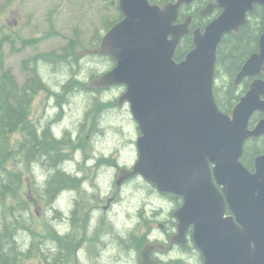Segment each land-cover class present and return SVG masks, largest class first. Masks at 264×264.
Instances as JSON below:
<instances>
[{"label":"water","instance_id":"1","mask_svg":"<svg viewBox=\"0 0 264 264\" xmlns=\"http://www.w3.org/2000/svg\"><path fill=\"white\" fill-rule=\"evenodd\" d=\"M194 1L160 6L119 0L123 18L90 51L116 62L93 86L125 87L120 103L130 105L141 132L139 159L132 171H122L118 184L140 175L161 193L182 198L174 213L175 240L192 227L204 264H264V155L256 158L254 172L242 163L247 141L264 136V118L250 128L255 113L264 115V32L259 52L247 60L234 84L254 80L230 114L220 110L214 95L223 38L239 33L256 6L264 9V0L209 4L205 15L214 8L221 14L204 32H193V50L177 62V48L190 34V20L177 24L179 12ZM156 248L143 249L142 264H157L151 257Z\"/></svg>","mask_w":264,"mask_h":264},{"label":"rangeland","instance_id":"2","mask_svg":"<svg viewBox=\"0 0 264 264\" xmlns=\"http://www.w3.org/2000/svg\"><path fill=\"white\" fill-rule=\"evenodd\" d=\"M117 6L118 0H0V72L10 70L19 87L26 84L36 72L43 78L49 91L40 92L34 97L30 120L38 125L40 131L50 125L54 126L60 138L66 137L64 132L69 134L73 143L70 148L76 149L71 154L78 163L76 171L72 169V166L75 169V165L68 164L67 167L72 169L73 174L77 172L81 181L80 191L71 189L59 193L49 204L47 196H44L48 179L38 184L36 176L44 175L47 178L48 172L52 173L50 170L53 169L39 165L34 171L36 162L32 164V160L28 162L22 156L28 169L22 168L20 194L30 209V214L24 217L40 233L36 239L39 241L38 254L23 264H51L54 255L60 258L58 252L63 253L64 264H101L102 260H112L116 250L127 253L135 247L132 243L136 238L125 245L123 236L124 231L127 234L128 229L135 228L138 223L136 217L142 207L151 204L153 209L158 208L156 215L161 211L165 214L158 222H147L146 226L141 224L134 231L133 235L136 236L142 235L144 231L159 229L161 224H166L167 219L173 218L178 209L171 202L165 204L163 199L145 194L141 186L137 187L129 180L121 184L123 191L119 192L121 188L117 180L122 177V171L131 169L138 160L137 141L141 135L130 105L120 103L125 88L100 89V92L95 93L94 88L85 91L76 87L62 98H65L66 103L61 106L57 104L56 95L62 94L64 86L74 77L90 85L96 80L89 79L91 74H103L110 70L109 60L94 57L90 51L94 49V37H103L107 27L119 19ZM74 39H77L78 44L74 45L73 56H70L77 60L79 66H51L38 62L45 54L60 56ZM79 68H82L81 74H75L74 71L79 72ZM96 99L110 107H102L99 102L96 103ZM20 139L18 132L12 139L14 149ZM66 148L63 150L64 155L68 154ZM19 166L20 163L13 159L9 160L6 168L15 171ZM9 179L18 182L17 177L11 176ZM101 189L106 190L102 196L104 202H101ZM76 195L79 205L74 207ZM109 196H121V202L113 208L111 215L107 214V209L103 210L104 207L109 208ZM14 201L13 197H9L7 206L15 205ZM100 207L104 215L95 216L93 223L92 213ZM22 209L18 208L20 211ZM77 209V218L74 219L72 213ZM149 216L152 217V214ZM8 218L13 220L14 216ZM133 219L136 221L134 224ZM129 224L132 226L129 227ZM14 237L25 249L33 239L30 232L19 230L14 233ZM143 245L139 243L138 247L142 248ZM134 264H137V252Z\"/></svg>","mask_w":264,"mask_h":264},{"label":"trees","instance_id":"3","mask_svg":"<svg viewBox=\"0 0 264 264\" xmlns=\"http://www.w3.org/2000/svg\"><path fill=\"white\" fill-rule=\"evenodd\" d=\"M149 1L151 3L160 4L158 0ZM117 10L119 11L118 6ZM263 14L264 9L260 6H256L254 12L249 16L247 25L243 27L239 33L226 35L219 47L214 95L218 107L227 114L232 112L240 98L248 91L249 86L252 83V79H245L241 85L236 86L234 81L249 57L259 51V39L264 32ZM120 19H122V14L119 11V19L112 22L107 29ZM100 39L101 37H94V47L99 45ZM77 42V39L70 41L67 47L64 48L63 54L60 56L48 54L43 55L40 62L51 64V66L57 64H75V66H79L76 63L77 60L71 57L73 56L72 50L74 49V45L76 46V44H78ZM193 48V37L191 35L184 37L176 51L175 60L178 62L182 61ZM104 60H109L108 62L111 64L109 69L116 65L114 60L106 58H104ZM78 70L79 72L74 71V73L81 74L82 68H79ZM89 73L91 74V71ZM101 75L102 74L93 73L89 79H97ZM76 87L84 89L85 91H92L88 84L80 82V80H77L74 77L68 85L64 86V92L56 95L58 100L57 104L61 106V104L66 103L65 98L64 100H62V98L65 94ZM46 91H49V87L37 72L34 73L31 79L22 87L18 86V82L10 70L0 72V217L2 218V225H0V264H23L28 258L36 256L39 251L37 245V242L39 241L36 239L37 237H40V233L30 224V220L24 217L25 215L30 214V209L29 204L20 194L23 169H28V166L24 164L25 159L22 156H25L28 162L32 160V164L36 162L38 166L41 165V163L46 164L47 162L52 161V163L54 162L53 167L49 168L52 169L57 166L61 160L66 159L67 156L63 154V150L66 146H72L73 144L71 137L66 132H64L66 137L58 140L54 139L49 127H47L46 130L44 129V136H42V138L36 136L37 132L35 131H37V128L36 124L30 120V108L34 97L38 93ZM93 92L98 93L100 91L95 89ZM98 102L99 100L96 99L97 104ZM100 105L106 109L110 107L107 103H100ZM100 112L102 111H99V113ZM261 117H264V115L256 114L251 120V126L253 127ZM46 131L48 132L46 133ZM18 132L20 133L21 139L17 143V148L14 149L12 139ZM259 155H264V137L260 139H251L246 143L243 157L244 165L250 170H254V161ZM13 159H15V162L18 161L20 163V166L15 171L6 168L9 160ZM55 169L53 170L55 171ZM11 176L17 177L18 182L13 180L10 181L9 178ZM80 182V179L73 178L61 170H56L55 172L50 173L48 177L45 184L44 196H48V203L50 204L56 198L58 193L65 189H77L80 191ZM55 192L57 193L56 195L54 194ZM9 197L15 199V205H11L10 207L7 206V199ZM19 207H23L22 211L18 210ZM11 211H13V214ZM77 211L78 209L72 213L74 219L77 218ZM9 216H14L13 220H10L8 218ZM146 222L147 221L145 220V223ZM18 230L30 232L33 238L30 246L26 249L24 246H20L18 243L16 244L14 233ZM134 238L135 235L129 234L124 238L125 240H123V242L126 245ZM144 238L145 236H143L142 241L136 239L134 244L132 243V245L135 246L134 248H136L135 250L138 252L140 247H138V244L139 242H144ZM58 253L61 254L60 258H55L54 255L51 264H64L63 253Z\"/></svg>","mask_w":264,"mask_h":264},{"label":"flooded vegetation","instance_id":"4","mask_svg":"<svg viewBox=\"0 0 264 264\" xmlns=\"http://www.w3.org/2000/svg\"><path fill=\"white\" fill-rule=\"evenodd\" d=\"M177 1L178 0H158V2L160 4L174 3ZM215 2H216V0H195L191 4L182 6V8L180 9V14H179L180 17H179L178 23L181 24V23H185V22L190 20L189 27H190V31H191L190 35L192 37H193V35H192L193 31L198 30V29L204 31L206 26L214 18L219 16L221 13L220 9L214 8V10L211 14H209V15L204 14L206 7L209 4L215 3ZM91 89H93V88H91ZM47 127L50 128L51 134L54 136V139H56V140L61 139L60 134L57 133V131L54 130L52 126L49 125V126H46V128ZM36 128H37L38 137L40 136L42 138L43 133H41V132H44V130L43 131H40V129L38 130V125H36ZM46 128H44V129H46ZM58 136H59V138H57ZM75 146H77V145H75ZM66 147L70 148V146H66ZM70 149L66 148L67 153H68V154L66 153L67 154L66 156L68 157V159L66 157V159H64V160H62V162L58 163L57 164L58 167L56 166L57 168L56 169L54 168V169H55V171L61 170L62 172H65V173L67 171V175L72 176L73 178H79V174L77 172L75 174H73V172H72V169H73V171H76L78 161H77V158L76 159L73 158L71 152H73L76 149H73V147L71 150ZM71 161H73V162H71ZM74 162H76V163H74ZM47 163L51 164V165L48 166ZM47 163L41 164L40 166H42V167L47 166L49 168L53 167L52 161L47 162ZM62 163H64L63 166H61ZM68 164L71 166H72V164L75 165V169L73 168V166H72V169L70 167H67ZM35 166L37 168L38 165L36 164ZM128 180L130 181V183L137 184V187L141 186L143 188L142 191L145 194L148 193L152 197H155L157 199L158 198L163 199L166 202L165 204H167L168 202H171L172 205H176V206L180 207L182 202H183V201H181V199L179 197H176L172 194L160 193L156 187H154L151 184H149L148 182L144 181V179L141 177H135V178L128 179ZM128 180H127V182H128ZM118 186L120 187V185H118ZM120 188L121 189H119V192H122L123 188L122 187H120ZM86 192H89V190ZM101 192H102V195H101V197H102V196H104L106 190L105 191L102 190ZM111 195H118V193H111ZM77 198H78V195H76V197L74 199L75 203H76L74 207H77V205L79 203V201H78L79 199H77ZM120 200H121V196H112V197L109 196L108 202H107L109 208L104 207L103 210L107 209L108 210V211H106L107 214L111 215L113 212V208L121 202ZM104 201H105V198L102 197L101 202H104ZM144 208L142 207V209L140 211H138V215L136 217V220L138 219V223H136L135 228L128 229L127 234H130V233L134 232L135 230H137L138 228H140L141 224H142V218L149 215V214L145 213ZM160 208L162 210V207H160ZM158 212H159L158 208L154 207V209L151 213L152 214V220L155 222H158L157 220H160L161 217L162 216L164 217V214H165L161 211V213L159 215H156L155 213L158 214ZM96 213H97V215H101V216L104 215V214H102L101 207H100V209H98L96 211ZM72 217H73V215H72ZM93 218H94L93 223H95L96 217L93 216ZM112 226H113V224H112ZM177 232H178L177 221L175 220V218L173 216L172 219L166 220V224H161L159 226V229L148 232V234L145 236V239L147 242L158 246V248H156L155 251L152 253V258L157 262V264H185V261L182 259H179V258H174V259L169 258L167 260L163 259L164 257H173V256L179 257L185 253H187L191 256H194L195 259L197 258L198 259L197 264H204V257L202 255V253L198 250L197 246L195 245V243L193 241V228L191 227L187 231L185 238H183L179 242H176V240H175V237L177 236ZM126 237L127 236H126V233L124 231L123 238H126ZM142 240H143V238L141 237L140 241H142ZM138 264H141V263H138Z\"/></svg>","mask_w":264,"mask_h":264},{"label":"clouds","instance_id":"5","mask_svg":"<svg viewBox=\"0 0 264 264\" xmlns=\"http://www.w3.org/2000/svg\"><path fill=\"white\" fill-rule=\"evenodd\" d=\"M59 138V136L57 137ZM34 171H36V166L33 165ZM46 179L44 175H37L36 180L38 184H42V182ZM171 207V205H169ZM135 211V209L133 210ZM144 211L146 214H151L153 211V206L151 204L145 205ZM93 216H96L97 213L94 211L92 213ZM136 221L133 219L132 224H134ZM132 224H129V227L132 226ZM123 235V233H121ZM113 259L112 260H102L101 264H134V258H135V251L134 250H128L127 253H122L119 250H116V252L113 254ZM169 258H179L185 261V264H197V261L194 256H191L187 253L182 254L179 257H164L163 259H169Z\"/></svg>","mask_w":264,"mask_h":264},{"label":"bare ground","instance_id":"6","mask_svg":"<svg viewBox=\"0 0 264 264\" xmlns=\"http://www.w3.org/2000/svg\"><path fill=\"white\" fill-rule=\"evenodd\" d=\"M54 123H52L51 125H53ZM54 127V126H53ZM47 129V128H46ZM45 129V130H46ZM50 129V128H49ZM49 131V130H48ZM48 131H46V133L48 132ZM32 132V131H31ZM34 132V131H33ZM35 132H37V131H35ZM41 133H43V132H41ZM36 134V133H35ZM39 134V133H38ZM36 136H38V135H36ZM42 136H44V134L42 135ZM40 137V136H39ZM50 137V136H49ZM38 138V137H37ZM33 146V145H32ZM57 146H59V145H57ZM41 149V148H40ZM57 149V148H56ZM55 150V149H54ZM38 153V152H37ZM37 155V154H36ZM40 156H42V155H40ZM60 156V155H59ZM39 157V156H38ZM37 157V158H38ZM49 158V157H48ZM52 158V157H51ZM43 159V158H42ZM47 159V158H46ZM39 160V159H38ZM48 160V159H47ZM57 160V159H56ZM37 161V160H36ZM70 161V160H69ZM39 162V161H38ZM47 162V161H46ZM50 162V161H49ZM71 162H73V161H71ZM54 163V162H53ZM52 163V164H53ZM74 163H76V162H74ZM42 164V163H41ZM48 164V163H47ZM71 164V163H70ZM49 165H51V164H48V166ZM73 165V164H72ZM56 167V166H55ZM58 167V166H57ZM66 173H67V171H66ZM71 175V174H70ZM55 195L57 194L56 192L54 193ZM47 195V194H46ZM58 196V195H57ZM48 197V196H47ZM53 198H54V196H53ZM54 201V200H53ZM16 244H17V242H16ZM133 246V245H132ZM58 257V256H57ZM57 260V259H56ZM63 261V260H62ZM58 262V261H57ZM67 263V262H66Z\"/></svg>","mask_w":264,"mask_h":264}]
</instances>
